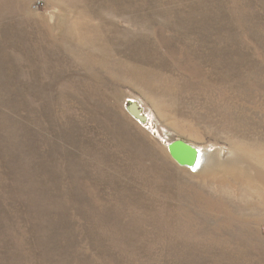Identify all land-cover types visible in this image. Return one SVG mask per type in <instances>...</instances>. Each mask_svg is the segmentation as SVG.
I'll return each mask as SVG.
<instances>
[{
    "label": "rangeland",
    "instance_id": "374dc122",
    "mask_svg": "<svg viewBox=\"0 0 264 264\" xmlns=\"http://www.w3.org/2000/svg\"><path fill=\"white\" fill-rule=\"evenodd\" d=\"M0 264H264V0H0Z\"/></svg>",
    "mask_w": 264,
    "mask_h": 264
},
{
    "label": "water",
    "instance_id": "95a60500",
    "mask_svg": "<svg viewBox=\"0 0 264 264\" xmlns=\"http://www.w3.org/2000/svg\"><path fill=\"white\" fill-rule=\"evenodd\" d=\"M131 109L135 115H139L137 104H132ZM169 150L173 158L183 166H194L199 155V149L184 140L171 142Z\"/></svg>",
    "mask_w": 264,
    "mask_h": 264
},
{
    "label": "bare ground",
    "instance_id": "6f19581e",
    "mask_svg": "<svg viewBox=\"0 0 264 264\" xmlns=\"http://www.w3.org/2000/svg\"><path fill=\"white\" fill-rule=\"evenodd\" d=\"M208 154L209 153L207 151H203V150L199 149V155L197 156V159H196L194 166H186V167L193 168L198 164L199 169H202V168L204 169L206 166V163H207ZM200 155H201V157H200Z\"/></svg>",
    "mask_w": 264,
    "mask_h": 264
}]
</instances>
